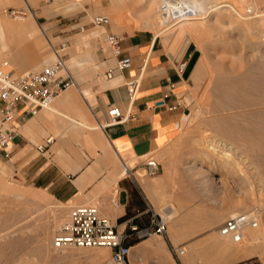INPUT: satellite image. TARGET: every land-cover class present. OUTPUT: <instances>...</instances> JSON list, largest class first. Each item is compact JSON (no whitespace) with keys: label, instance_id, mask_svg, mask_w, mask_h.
I'll list each match as a JSON object with an SVG mask.
<instances>
[{"label":"crops","instance_id":"crops-1","mask_svg":"<svg viewBox=\"0 0 264 264\" xmlns=\"http://www.w3.org/2000/svg\"><path fill=\"white\" fill-rule=\"evenodd\" d=\"M110 5L111 0H0V9L26 12L15 22L0 15V55L9 57L6 69L14 74L33 71L54 61L57 51L73 82L49 107L24 121L16 115L15 131L0 147V160H9L22 180L56 201L96 205L119 231L129 232L133 224L146 226L153 211L171 207L165 237L127 236L129 253L123 264H232L253 257L237 253L234 246L228 250L229 242L219 235V226L235 207L227 195L183 157L168 156L179 144L174 137L185 112L183 55L188 45L177 57L158 35L138 29L118 34L119 56L105 40L88 52L85 46L72 49L77 31L90 27L93 17L104 15ZM105 31L114 33L109 23ZM121 56L130 57V66L117 68ZM107 70L113 72L110 78L97 75ZM133 77L138 89L131 99L126 83ZM111 106L128 117L109 121ZM49 136L51 142L46 141ZM147 156L161 158L154 175L144 173ZM172 246H183L185 252L174 255ZM104 253L110 260L112 249L106 247Z\"/></svg>","mask_w":264,"mask_h":264},{"label":"rangeland","instance_id":"rangeland-1","mask_svg":"<svg viewBox=\"0 0 264 264\" xmlns=\"http://www.w3.org/2000/svg\"><path fill=\"white\" fill-rule=\"evenodd\" d=\"M150 1L151 0H111L109 9L106 12H103V14L108 17L109 25L112 26L114 33L122 35L124 32H132L138 29L149 30L153 34L158 35L161 38L167 50L169 52L172 51L171 53L173 55L177 54V51L180 49L179 47L177 50H175L173 47L174 43L178 44L177 42L180 41L178 37H180V39L182 38L179 44L180 46L183 40L190 36V42L188 43L187 49L183 55V61L185 64L184 67L186 68V70L189 67V62L192 59L193 55L197 53V57L189 73L185 77V88L183 93V105L185 108V112L182 118L178 121L176 136L174 137V140L178 141L179 144L177 147L171 149V152L168 153V156H181L183 157V162L186 165L195 162L193 168L201 173H204V175L210 179L211 186L219 188L222 196L227 195L229 202L235 205L233 214L230 213L228 217L244 212L249 213L250 216L257 221L256 226H249L245 228V235L243 237L244 239L242 238V240L239 242H233L229 237L223 236L235 248L237 247L239 249L238 250L236 248L237 253L243 252L254 254V256L249 259L237 261L232 264H264V176L260 177L259 173L261 170L264 171V166L261 167L256 162L254 154L260 145L256 144L251 139H240L241 136L237 132L231 136L232 138L234 137L233 139L235 140L233 141V139H229V143L227 141V144H235L233 145L234 148H236L235 146H238V153L237 151L235 153L238 156L237 159H240L238 160V162L241 161L242 163H240V166L243 165L242 169L244 172L239 168V166H235L231 162H228L226 163V165H230L231 167H229L233 169L232 173H230V176L228 175V173L226 174L220 167V163L224 160V157L220 156L222 155V153L220 151L218 152L211 149L210 143L207 141L212 137V132L214 134L213 130H215L216 132L214 135L219 138L215 127H213L209 123L210 119L213 117L236 114L238 123L245 127L254 122V114L249 113L246 115H239V113H242L243 111L242 107L229 109V111L222 110V113L220 111H213L210 107V104L214 97L211 93V90L209 89L211 88V84L207 81L210 75H215V73L217 72H227L231 75H234L244 71L248 65L255 63L254 51L251 46L247 45L248 42H246L247 31L243 28H240V30H238L239 27L237 26V24H234V22L229 19L228 14L224 13L225 15H222L223 13L220 11L221 9H217L209 13L208 10H210L211 5L214 2H221L220 0H195L199 3L203 15H207V13L208 15L203 19L201 18L205 22L201 19L197 20V18L194 20L192 19V21H202V24L205 23L206 25L203 24L201 27L194 28L195 31H192L193 28L191 27L189 29L182 30L183 32H178V30H175L173 27H176L178 24H180V22H183L184 19L182 21L171 20L168 24H173L174 22L176 23L172 25L173 29L171 27L169 28L170 30L168 29L170 31L169 32L167 30H163L166 25L161 23L162 25L160 26V23H158V13H160L162 0H153L152 3ZM180 1H183L188 7L192 5L190 0ZM224 1L235 5V7L239 6V9L242 8L241 10H248V13H251V11L253 13L255 11L254 9H259L261 11L264 10V0ZM234 2H236V4H234ZM145 3L148 4L146 5ZM251 3L253 4V6ZM243 6L245 8H243ZM118 7H120V10H118ZM6 8L7 6L1 7L0 15H6V13L4 12V9ZM194 9L196 10V13L200 15V10H198V8L196 9V7H194ZM6 17L12 22H15L16 20L20 21V19H16L8 14ZM148 17L152 19H148ZM122 20L124 22H122ZM220 24L224 25V28ZM208 28L210 31H212L210 32ZM205 31L206 33H204ZM105 35V25H94L92 23L90 27L84 30L77 31V34L72 41V43L74 44L72 49H75V45L78 49L85 46V50L88 52L93 44L99 41H103L105 39ZM197 35L199 36V38H197ZM211 36L214 38H212ZM239 36H241L242 38ZM174 39H177V41ZM230 40L231 42H229ZM89 41L91 42V44L88 43ZM240 43L242 44V46ZM44 45L46 51L50 54V56L55 58L54 52L45 40ZM171 47L174 50H172ZM232 49L233 51H231ZM228 52L231 55H229ZM187 53H189L188 58H186ZM234 55H237V59L236 57H234ZM239 55L240 57H238ZM242 57L245 61L242 59ZM5 60H9V57L6 54H1L0 65H2L3 61ZM239 62H241V64ZM262 63L264 64V59L262 60ZM196 64L199 66H196ZM42 67L43 66L39 68L37 67L32 70H39ZM197 67L201 68L202 72H207H205V74L202 73V76H200L198 79H195L193 74L195 72V68ZM206 67H208V70ZM220 69L222 70L219 71ZM21 73L23 72L17 71L15 74ZM71 88L75 89L74 86H72ZM80 89L83 90L84 88L81 87ZM232 92L234 96H238L239 88L234 87ZM87 95L89 96V94ZM245 108L252 109L254 108V106H247ZM235 110L239 112H236ZM232 111L235 113H233ZM213 114L216 115L214 116ZM200 140H202V142ZM244 149H246L247 155L245 154ZM247 151H249V153ZM215 152L217 155L214 154ZM243 154H245L247 158ZM218 155L220 157H218ZM241 155L243 157H241ZM249 156L250 158H252V160L249 158ZM154 158L157 161H161V158H159V156H155ZM220 158H223V160ZM242 158H244L245 160L243 161ZM249 162L251 164L250 166ZM0 164V264H33L34 262H36V264H111L110 260L107 259V256L103 251L104 249H106V247L80 248L75 246H65L62 248H54L52 246V239L54 237V234L59 226L66 220L69 210L73 206L65 205L59 201L54 200L45 190L37 189L31 186L27 181L22 180L13 170L11 162L9 160H0ZM245 169L247 172H245ZM252 169L255 171H253ZM241 171L243 173H241ZM233 172H235V174ZM245 175H249V177L246 178ZM242 176L244 177L242 178ZM245 180H247V182ZM250 180H253L254 182ZM260 181L262 182V184L258 183ZM251 182L253 183V185ZM250 185H252V188L250 187ZM14 193L19 194L15 195ZM253 230L257 232L259 231V233L256 232V235H258L259 238L257 237V240L247 239V234L251 233V231Z\"/></svg>","mask_w":264,"mask_h":264},{"label":"built area","instance_id":"built-area-1","mask_svg":"<svg viewBox=\"0 0 264 264\" xmlns=\"http://www.w3.org/2000/svg\"><path fill=\"white\" fill-rule=\"evenodd\" d=\"M175 3V5H170ZM189 7L180 0H162L160 12L169 16L170 20L182 18ZM4 12L17 19L23 18L25 10L9 7ZM94 25H106L109 19L106 15L94 16ZM117 56L121 54V37L115 33H106L105 39ZM131 64L129 56H121L117 59V68L128 67ZM7 61L0 65V147L4 148L11 139L15 128L12 121L19 116L24 121L29 115L35 114L39 109L49 107L53 99L57 97L65 88L72 85L71 78L64 73L65 60L57 53L56 58L49 64L44 65L39 70L27 71L21 74H14L6 69ZM112 70L97 72L98 76L110 78ZM127 92L131 99L134 98L138 89V78L133 77L126 83ZM109 121H120L128 117L127 114L120 113L115 106L108 109ZM52 136L46 141L51 142ZM159 169L158 161L147 156L144 160V173L154 175ZM124 173L132 175L131 171L125 168ZM171 215V207H163L161 212H152V218L148 225L129 226V232L119 231L109 218L100 214L99 209L94 204H82L71 207L66 220L56 230L52 239L54 248L65 246H75L80 248L109 247L112 249L110 256L111 264H123L129 253V246L124 240L130 234L141 238L151 234L166 236L167 223ZM257 221L249 213H238L227 218L222 223L218 232L220 235L229 237L233 242L242 240L246 227H254ZM174 255H181L185 252L183 246H172Z\"/></svg>","mask_w":264,"mask_h":264},{"label":"bare ground","instance_id":"bare-ground-1","mask_svg":"<svg viewBox=\"0 0 264 264\" xmlns=\"http://www.w3.org/2000/svg\"><path fill=\"white\" fill-rule=\"evenodd\" d=\"M153 0H151L150 2L152 3ZM157 1V0H156ZM198 1V0H197ZM195 1V0H190L191 4L190 7L187 9V12L185 13V15L178 19V21H182L183 19V22H180V24H178L176 27H173L175 30H178L179 31H182L184 29H189V28H193L192 31H195L194 28H198V27H201L203 24H202V20L204 17H206L208 15L204 14L203 15V12H201V7L199 5V3ZM216 1V0H215ZM221 2H214L211 7H210V12H213L217 9H221L220 11L223 13L222 15H225V14H228L229 16V19L234 22V24L236 23L237 26L239 27L238 30H240V28L242 29H245L247 31V40L246 42L248 46H251L253 51H254V54H255V63H252L250 65H248L244 71L240 72V73H237V74H234V75H231L227 72H217L215 73V75H210L209 79L207 80L208 83L211 84V88H209L211 90V93L213 94V100L210 104V107L213 111H222V110H228L229 109H233V108H236V107H242L243 108V111L242 113H239V115H246V114H254L255 115V118H254V122L253 123H250L249 126H242L238 123L237 121V118H236V114H230V115H225V116H221V117H213L210 119L209 123L215 127L216 131H217V135H219V138H217L216 135H214L216 132L215 130L214 131V134L212 132V137L210 138L209 136V140H207L209 143H210V147L211 149H213L214 151H220L222 153V155H220L221 157L223 156L224 157V160L223 158H220L223 160V162L220 163V167L221 169H223V171L228 175H230V173H232L233 169L230 168L229 166L226 165V163H232L233 165L235 166H239L240 169H242V166H240V162H238V160L240 159H237L238 156L236 155V151L239 150L238 146H235L236 148H234L233 145V142L231 144H227V141L229 143V139H233L231 136L234 134V133H238L240 134L241 138L240 139H251L253 140L256 144H259V148L255 151V159H256V162L262 167L264 166V123H263V117H264V64L262 63V60L264 59V10H259V9H254L255 11L252 13L247 12L248 10H241L239 9L238 7H235V5H232L230 4L229 2L227 1H224V0H220ZM233 1V0H232ZM237 1V0H236ZM113 2V1H112ZM117 2V1H116ZM183 2V1H182ZM240 2V1H239ZM244 2V1H243ZM251 2V1H250ZM149 3V2H148ZM148 3H145L146 5ZM241 3V2H240ZM110 4V3H109ZM234 4H236V2H234ZM246 4V3H245ZM252 4V3H251ZM170 5H175V3H170ZM121 6V5H119ZM152 6V5H151ZM251 6V5H250ZM253 6V4H252ZM194 7H196V9L198 8V10H200V15H198V13H196V10L194 9ZM223 7V8H222ZM246 7V5H245ZM243 6V8H245ZM115 8V7H114ZM120 7H118V10ZM143 8V7H142ZM248 8V6H247ZM255 8V6H254ZM264 8V7H263ZM144 9V8H143ZM148 9V8H147ZM145 9V10H147ZM113 10V9H112ZM144 10V11H145ZM253 10V9H252ZM122 11V10H121ZM121 11H117V12H121ZM143 11V10H142ZM155 11V10H154ZM218 12V11H217ZM202 13V15H201ZM225 13V14H224ZM119 14V13H118ZM213 14V13H212ZM115 15V14H114ZM122 15V13H121ZM130 15V14H129ZM119 16V15H118ZM117 17V15H116ZM123 17V16H122ZM157 17V16H155ZM218 17V16H217ZM115 18V16H114ZM158 18H159V22L160 23L159 25L161 26L162 24L166 25V27H164L163 30H167L169 31L170 27L172 28V25H174L176 22H172L173 24H168L171 20L169 19V16L165 15V14H162L161 12L158 13ZM201 19L202 21L201 22H198L197 20L196 21H192V19ZM23 19V18H21ZM117 19V18H116ZM115 19V20H116ZM119 19V17H118ZM148 19H152L150 17H148ZM191 19V20H190ZM220 19V18H219ZM225 19V18H224ZM3 19H1L2 21ZM125 20V19H124ZM218 20V19H216ZM0 21V31L4 28L3 27V22ZM117 21V20H116ZM119 21V20H118ZM154 21V20H153ZM213 21V20H212ZM215 21V20H214ZM122 22H124L122 20ZM148 22V20H147ZM205 22V21H204ZM217 22V21H216ZM162 23V24H161ZM208 23V21H207ZM225 23V22H224ZM150 24V23H149ZM168 24V25H167ZM14 25V24H13ZM17 25V24H16ZM20 25V24H19ZM158 25V24H157ZM158 25V26H159ZM206 25V24H205ZM222 25V24H220ZM226 25V24H225ZM18 26V25H17ZM21 26V25H20ZM24 26V25H22ZM224 25H222L223 27ZM227 26V25H226ZM12 27V25H11ZM10 27V28H11ZM209 27V26H208ZM214 27V26H213ZM221 27V28H222ZM235 27V25H234ZM172 28V29H173ZM212 28V27H210ZM224 28V27H223ZM222 28V29H223ZM169 29V30H168ZM171 29V30H172ZM215 29V28H214ZM233 29V28H232ZM209 30V28H208ZM207 30V31H208ZM237 30V29H235ZM173 31V30H172ZM204 31V30H203ZM210 31V30H209ZM212 31V30H211ZM210 31V32H211ZM222 31V30H220ZM232 31V30H230ZM158 32V31H156ZM170 32V31H169ZM183 32V31H182ZM174 33V32H173ZM181 33V32H180ZM186 33V32H185ZM198 33V31H197ZM201 33V32H200ZM206 33V31L204 32ZM224 33V32H223ZM230 33V32H229ZM244 33V32H243ZM175 34V33H174ZM173 34V35H174ZM182 34V33H181ZM193 34V33H192ZM196 34V33H195ZM232 34V33H231ZM185 35V34H184ZM183 35V37H184ZM227 35V34H226ZM230 35V34H229ZM228 35V36H229ZM175 36V35H174ZM181 36V35H180ZM198 36V35H197ZM202 36V35H201ZM178 37V36H177ZM212 37V36H211ZM227 37V36H226ZM241 37V36H239ZM193 38V37H191ZM199 38V36L197 37ZM214 38V37H212ZM217 38V37H216ZM230 38V37H229ZM235 38V37H234ZM242 38V37H241ZM178 39L180 40L179 42H177L178 44H173L174 46V49L177 50L179 47L180 49L177 51L179 54L177 55V57L179 55H182L181 53L184 51V49L186 48V46L188 45V43L190 42V36H188L187 38H185V40H183L182 44L179 46L180 42H181V39L180 37H178ZM227 39V38H226ZM225 39V40H226ZM177 41V39H174ZM195 40V39H194ZM218 40V39H217ZM229 40V39H228ZM237 40V39H236ZM241 40V39H240ZM243 40V39H242ZM175 41V42H176ZM231 42V40L229 41ZM244 42V41H243ZM242 43V41H241ZM240 43V44H241ZM244 45V44H243ZM239 46V45H238ZM242 46V44H241ZM246 46V45H245ZM247 46V47H248ZM229 47V46H228ZM226 47V48H228ZM223 48V47H222ZM172 50H174L172 47H171ZM227 50V49H225ZM237 50V48H236ZM246 50V49H245ZM250 50V49H249ZM233 51V49L231 50ZM252 51V52H253ZM172 52V51H171ZM174 52V51H173ZM176 52V51H175ZM235 52V51H234ZM239 52V50H238ZM227 53V52H226ZM229 53V52H228ZM176 55V54H175ZM223 55V54H222ZM229 55H231L229 53ZM173 56V55H172ZM226 57V56H225ZM234 57H236L237 59V55H234ZM240 57V55L238 56ZM224 58V57H223ZM200 59V58H199ZM243 59V57H242ZM231 60V59H230ZM244 60V59H243ZM199 61V60H198ZM234 61V60H232ZM245 61V60H244ZM198 63V62H197ZM202 63V62H201ZM229 63V62H228ZM227 63V64H228ZM241 64V62H239ZM234 64V63H232ZM239 64V66H240ZM245 65V64H244ZM196 66H199L196 64ZM195 66V67H196ZM202 66V64H201ZM207 70H208V67H206ZM210 68V67H209ZM216 68V67H215ZM230 68V66H229ZM214 69V68H213ZM238 69V67H237ZM222 69H220L219 71H221ZM207 72V71H205ZM205 72H202V69L201 68H195V72H194V77L195 79H198L200 76H202L201 74ZM209 72V71H208ZM209 74V73H208ZM214 74V73H212ZM207 76V75H206ZM206 78V77H205ZM200 81V80H199ZM234 87H238L239 88V95L238 96H234L233 95V88ZM208 88V87H207ZM252 90V91H251ZM251 91V92H250ZM249 107V106H254V108L252 109H247L245 107ZM207 107V106H206ZM207 110V109H206ZM236 111V110H235ZM233 112V111H232ZM236 112H239V111H236ZM222 113V112H221ZM224 113H227V112H224ZM235 113V112H233ZM214 115V114H213ZM212 115V116H213ZM216 115V114H215ZM214 115V116H215ZM211 116V115H210ZM238 117V116H237ZM243 122V121H242ZM214 135V136H213ZM216 136V137H215ZM200 139V138H199ZM196 140V139H195ZM235 139H233L234 141ZM202 142V140H200ZM237 141V140H236ZM195 142V141H194ZM193 142V143H194ZM200 143V142H199ZM206 143V142H205ZM236 143V142H235ZM238 143V142H237ZM244 144V143H243ZM209 145V144H208ZM258 146V145H257ZM209 147V146H208ZM243 149V148H242ZM245 151V154H246V149H244ZM254 151V150H253ZM249 153V151H247ZM238 153V151H237ZM203 154V153H202ZM216 154V152L214 153ZM220 154V153H218ZM241 154V153H240ZM243 154V155H245ZM206 155V154H205ZM208 155V154H207ZM217 155V154H216ZM247 155V154H246ZM245 155V157L247 158V156ZM218 155V157H220ZM217 157V156H216ZM241 157H243L241 155ZM240 157V158H241ZM208 158V157H207ZM250 158V156H249ZM243 161L245 160L244 158H242ZM252 160V158H250ZM254 159V160H255ZM218 160V159H217ZM195 161V160H194ZM221 161V160H220ZM242 161V162H243ZM248 161V160H247ZM250 161V160H249ZM191 162V161H190ZM246 162V161H245ZM244 162V163H245ZM210 163V162H209ZM247 163V162H246ZM256 163V165H257ZM242 164V163H241ZM1 165V164H0ZM132 165V164H130ZM190 165H195V162H192L190 163ZM245 165V164H244ZM250 162H249V166H250ZM254 165V164H252ZM258 165V166H259ZM258 166H255V167H258ZM218 167V168H220ZM248 170V169H247ZM250 170V169H249ZM253 170V169H252ZM243 171V169H242ZM241 171V173H243ZM255 171V170H253ZM245 172L246 169H245ZM235 174V172H233ZM255 173V172H254ZM260 177H263L264 176V171H260ZM258 173V174H259ZM252 174V172H251ZM243 175V174H242ZM231 176V175H230ZM251 176V175H250ZM257 176V175H256ZM244 176H242L243 178ZM245 177H249L245 175ZM254 178V177H253ZM258 178V177H257ZM256 178V180H257ZM250 179V178H249ZM252 179V177H251ZM264 179V178H263ZM244 181V180H243ZM247 182V180H245ZM252 182H254L253 180H250ZM248 181V182H250ZM251 182V183H252ZM241 183V182H240ZM258 183H261L262 182H258ZM249 184V183H247ZM255 184V183H254ZM260 184V185H261ZM264 184V183H263ZM253 185V183H252ZM250 185V187L252 186ZM259 185V184H258ZM6 186V185H5ZM263 187V186H262ZM252 188V187H251ZM255 188V187H254ZM253 188V190H254ZM261 188V187H260ZM243 189V188H242ZM13 191V190H12ZM15 195L19 194V193H14ZM21 194V193H20ZM11 198V197H10ZM13 200V199H12ZM9 201V200H8ZM14 202V201H13ZM231 212V211H229ZM232 214H233V211H232ZM258 229V228H256ZM252 230V229H251ZM257 231H251V233L247 234V239H256L257 237L259 238L258 235H256L257 233H259V231L256 233ZM217 234V233H216ZM218 235V234H217ZM220 235V234H219ZM244 233H243V237H244ZM242 237V238H243ZM223 239V238H222ZM244 239V238H243ZM224 240V239H223ZM257 240V239H256ZM228 242V241H227ZM255 243V242H254ZM228 245V250L231 249V247L233 246L231 243L227 244ZM223 248H225L223 246ZM237 248V247H236ZM103 249V248H101ZM238 249V248H237ZM225 250V249H224ZM239 250V249H238ZM105 251V249L103 250ZM100 252V251H99ZM233 252V250H232ZM235 252V250H234ZM231 253V252H230ZM243 254H248V253H243ZM237 255V254H236ZM97 256V255H96ZM241 256H243L241 254ZM96 258V257H95ZM23 261V260H22ZM34 261V260H33ZM32 261V263H33ZM33 264H36V262H34Z\"/></svg>","mask_w":264,"mask_h":264},{"label":"water","instance_id":"water-1","mask_svg":"<svg viewBox=\"0 0 264 264\" xmlns=\"http://www.w3.org/2000/svg\"><path fill=\"white\" fill-rule=\"evenodd\" d=\"M196 57H197V53L193 55L192 59L190 60L189 62V67L187 68V70L185 71V76H187V74L189 73L192 65L194 64L195 60H196Z\"/></svg>","mask_w":264,"mask_h":264}]
</instances>
